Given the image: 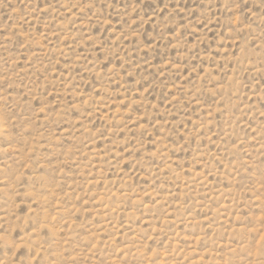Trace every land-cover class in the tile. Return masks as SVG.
I'll use <instances>...</instances> for the list:
<instances>
[{"label":"rangeland","instance_id":"374dc122","mask_svg":"<svg viewBox=\"0 0 264 264\" xmlns=\"http://www.w3.org/2000/svg\"><path fill=\"white\" fill-rule=\"evenodd\" d=\"M0 264H264V0H0Z\"/></svg>","mask_w":264,"mask_h":264}]
</instances>
